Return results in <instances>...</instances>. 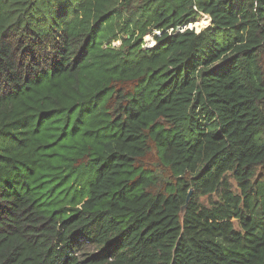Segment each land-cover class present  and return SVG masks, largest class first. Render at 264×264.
Listing matches in <instances>:
<instances>
[{"label": "trees", "instance_id": "obj_1", "mask_svg": "<svg viewBox=\"0 0 264 264\" xmlns=\"http://www.w3.org/2000/svg\"><path fill=\"white\" fill-rule=\"evenodd\" d=\"M0 264H264V0H0Z\"/></svg>", "mask_w": 264, "mask_h": 264}, {"label": "rangeland", "instance_id": "obj_2", "mask_svg": "<svg viewBox=\"0 0 264 264\" xmlns=\"http://www.w3.org/2000/svg\"><path fill=\"white\" fill-rule=\"evenodd\" d=\"M209 18H210V16H209ZM209 18H208L207 14H202L196 22L190 23L188 25V27L195 28L196 31H200L201 29H203L204 27L207 26L206 23L208 22ZM209 21L211 22V18H210ZM210 22H209V24H210ZM144 40H145L146 46H148V47L154 46L156 44L154 36H153V32L148 34V35H146ZM119 44H120V41H117L116 45H119Z\"/></svg>", "mask_w": 264, "mask_h": 264}, {"label": "water", "instance_id": "obj_3", "mask_svg": "<svg viewBox=\"0 0 264 264\" xmlns=\"http://www.w3.org/2000/svg\"><path fill=\"white\" fill-rule=\"evenodd\" d=\"M190 195H191V192H190V194L188 195V200H189V198H190ZM183 208L185 209V206H184Z\"/></svg>", "mask_w": 264, "mask_h": 264}]
</instances>
